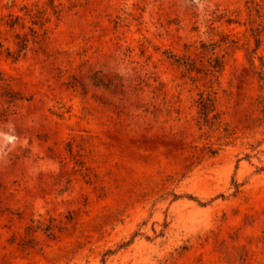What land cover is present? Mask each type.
<instances>
[{
	"label": "rangeland",
	"instance_id": "1",
	"mask_svg": "<svg viewBox=\"0 0 264 264\" xmlns=\"http://www.w3.org/2000/svg\"><path fill=\"white\" fill-rule=\"evenodd\" d=\"M261 64L264 0H0V264H264Z\"/></svg>",
	"mask_w": 264,
	"mask_h": 264
},
{
	"label": "trees",
	"instance_id": "2",
	"mask_svg": "<svg viewBox=\"0 0 264 264\" xmlns=\"http://www.w3.org/2000/svg\"><path fill=\"white\" fill-rule=\"evenodd\" d=\"M40 13V12H39ZM12 26V25H11ZM24 41H26V40H24ZM23 42V41H22ZM214 68H217V69H221V67H222V65H220V67H218V65H217V67L216 66H213ZM258 80H259V82H260V84H261V86H262V89L264 90V65L263 64H261V69H260V71L258 72ZM203 101V103L206 101L207 103H211V100L210 99H206V100H202ZM211 106H212V104H211Z\"/></svg>",
	"mask_w": 264,
	"mask_h": 264
}]
</instances>
